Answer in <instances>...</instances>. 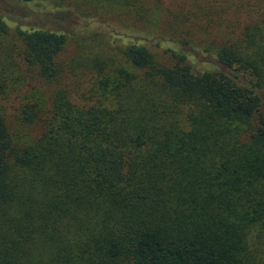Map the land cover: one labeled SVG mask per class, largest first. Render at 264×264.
I'll use <instances>...</instances> for the list:
<instances>
[{"label": "trees", "instance_id": "trees-1", "mask_svg": "<svg viewBox=\"0 0 264 264\" xmlns=\"http://www.w3.org/2000/svg\"><path fill=\"white\" fill-rule=\"evenodd\" d=\"M32 1L0 0V98L42 127L0 103V264H264V0L210 66L96 33L69 83L66 35L9 23Z\"/></svg>", "mask_w": 264, "mask_h": 264}, {"label": "rangeland", "instance_id": "rangeland-1", "mask_svg": "<svg viewBox=\"0 0 264 264\" xmlns=\"http://www.w3.org/2000/svg\"><path fill=\"white\" fill-rule=\"evenodd\" d=\"M65 2L70 4L59 7L49 0H34L15 8V14L8 20L10 24L19 23L24 28H47L66 35V44L58 61L64 70L63 81L69 83V67L85 52L81 48L84 39H89L85 42L87 45L92 44L90 40L96 33L108 35L120 43L129 40L142 43L159 60H165V49L173 48L186 53L194 65L210 66L215 58L206 47L214 46L225 32L240 30L247 20L243 16L246 12L235 15L236 5L241 2L255 5L262 0H133L128 6L111 0ZM28 90L25 86L20 93L13 92L0 98L17 146L32 143L42 128L38 123L21 120L22 97ZM35 90L42 91L38 83Z\"/></svg>", "mask_w": 264, "mask_h": 264}]
</instances>
